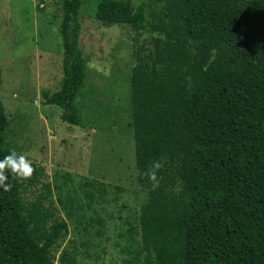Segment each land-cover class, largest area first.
<instances>
[{
    "label": "trees",
    "instance_id": "1",
    "mask_svg": "<svg viewBox=\"0 0 264 264\" xmlns=\"http://www.w3.org/2000/svg\"><path fill=\"white\" fill-rule=\"evenodd\" d=\"M81 5L60 0L62 78L40 102L74 126L85 78ZM95 18L131 32L140 264H264V0H99ZM6 124L0 101V159L11 151ZM156 160L158 187L145 175ZM32 164L30 180L9 177L12 190L0 188V264H55L67 233L44 167ZM57 262L76 257L65 250Z\"/></svg>",
    "mask_w": 264,
    "mask_h": 264
},
{
    "label": "rangeland",
    "instance_id": "2",
    "mask_svg": "<svg viewBox=\"0 0 264 264\" xmlns=\"http://www.w3.org/2000/svg\"><path fill=\"white\" fill-rule=\"evenodd\" d=\"M98 2L82 0L79 11L85 78L74 126L61 120L59 107L40 103L41 93L56 92L62 78L60 0H0L3 145L45 169L49 199L67 223L55 264L65 250L76 264H140L145 194L136 181L131 126V32L97 21ZM35 193L24 196L31 200Z\"/></svg>",
    "mask_w": 264,
    "mask_h": 264
},
{
    "label": "clouds",
    "instance_id": "3",
    "mask_svg": "<svg viewBox=\"0 0 264 264\" xmlns=\"http://www.w3.org/2000/svg\"><path fill=\"white\" fill-rule=\"evenodd\" d=\"M164 167L161 160H156L151 163L145 172L146 177L151 181L154 187H158L162 177L158 175ZM35 173L32 161L28 159L24 153H18L12 149L10 153L0 159V188L5 192H10L13 184L9 183V177L12 180L20 182L30 180Z\"/></svg>",
    "mask_w": 264,
    "mask_h": 264
}]
</instances>
